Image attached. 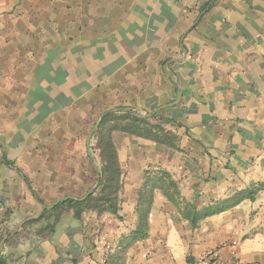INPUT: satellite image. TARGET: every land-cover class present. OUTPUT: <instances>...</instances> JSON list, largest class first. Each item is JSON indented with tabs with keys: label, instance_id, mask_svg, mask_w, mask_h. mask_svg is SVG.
Segmentation results:
<instances>
[{
	"label": "crops",
	"instance_id": "obj_1",
	"mask_svg": "<svg viewBox=\"0 0 264 264\" xmlns=\"http://www.w3.org/2000/svg\"><path fill=\"white\" fill-rule=\"evenodd\" d=\"M58 8L64 16L71 13L63 31L71 38L64 45L56 43ZM182 43L187 50L183 61L165 68L183 54ZM73 61L85 69L94 62V75L101 77L98 89L122 75L172 71L196 108L175 125L178 135H184L181 124L190 135H230L235 147L240 141L237 152L245 162H233L235 155L224 164L186 165L183 159L174 167L156 160L178 178V203L156 190L144 235L138 238L133 234L139 225L136 205L144 166H137L131 170L134 194L118 214L89 211L76 219L72 213L51 237L5 247L10 250L7 263H184L214 248H222L227 257V245L236 240L241 264H264V187L253 199L236 201L195 225L186 213L192 206L198 211L225 203L264 180V0H0V135L5 151L13 149V135L24 134L25 110L38 108L44 99L55 100L63 91L58 86L71 84ZM84 74L79 85L87 93L88 72ZM69 86L68 107L73 99ZM227 151L237 153L235 148L209 149L205 155ZM4 165L0 173L10 168ZM182 172L190 182L180 179ZM208 174L212 178L205 181ZM2 176L4 218L8 204L18 208L14 191L19 185H9ZM20 188L25 197V184Z\"/></svg>",
	"mask_w": 264,
	"mask_h": 264
},
{
	"label": "rangeland",
	"instance_id": "obj_2",
	"mask_svg": "<svg viewBox=\"0 0 264 264\" xmlns=\"http://www.w3.org/2000/svg\"><path fill=\"white\" fill-rule=\"evenodd\" d=\"M77 9V14H80L79 6ZM63 11L62 9L59 11L58 8L56 43L59 45L66 44L71 38L67 36L66 32L63 33L65 23L71 17V13L64 16ZM92 63L94 65V62H91L90 68L85 69L84 66L80 68L79 61H73L71 64L72 74L69 77L71 84L64 85L65 88L64 86H58L57 90H60L61 87L63 91H56L61 93V95L52 101L44 99L38 108L25 110V123L22 126L24 134L13 135L11 146L13 149L11 151L3 149L4 142L1 138L4 139V137L0 135V164L4 163L10 166L9 169L0 174L3 175L2 177L9 185L11 181L13 182L11 185L16 184V182L19 185L17 189L14 188L16 201L18 200L19 202L18 208L8 204V208L3 213L4 218L0 215V243L8 231L12 230L27 217L35 216L43 206L50 205L68 195L78 197L96 185L97 180L95 181L93 176V168L95 166L88 156L86 140L102 113L111 108L125 106L133 111L139 109L142 113L138 114L146 116L148 113H153L158 107L171 103L177 98V88L171 80L172 71L164 76L160 75L162 73H160L159 69H154L153 75L150 76L122 75L121 77H114L111 81L109 80V84L98 89L100 84H96L100 82L101 77L94 75ZM174 67H177V65L175 64ZM87 72L89 91L85 93L84 89L86 86L79 85V80L82 74L84 80V73ZM60 79L63 82L64 76L60 77ZM141 81L151 82V86L145 85L148 88L144 90L145 87L142 86ZM177 81L183 94L181 102L176 106L154 113L161 114V117L169 121L165 125L166 128L177 136L174 147H168L156 142L152 143L153 141L127 133L113 132V140L123 171V187L120 194L121 207L126 199H129L134 194L135 189L131 185L135 178L132 176L131 170L137 166H144L142 184L148 176V172H150L151 176H155L157 170H164L170 174L178 185V178L167 168L161 167V161L156 160H162V163H168L174 165V167L183 159L186 165L188 162H196V164L218 162L219 164H224L227 159L230 160V157L235 155L233 162L235 160H237L238 164L245 162L244 156L237 152L239 151L238 145L240 141L234 143L236 144L235 147L232 144L233 138L230 135H208L205 133L190 135L189 129L183 124L180 127L184 128V135H178L175 125L182 123L187 116L194 115L196 108L194 107L193 99L187 97L183 92L178 78ZM69 85H71L73 90L72 105L70 107H68L71 94L68 90ZM203 117H206L207 120L210 115L207 114ZM95 144L96 142L92 136V153L99 164L98 151L94 149ZM232 148H235L236 154L230 155L232 152L227 151L219 156L205 155L209 149L225 150ZM190 153H193L191 156L193 160H190V156H188ZM156 163L160 165L157 166ZM206 176L204 178L205 181H210L211 175L208 174ZM23 177L27 178L28 182ZM180 179L191 181L189 175L184 172L180 174ZM22 183L25 184V197L22 196L20 188ZM72 213H74V209L63 207L57 226L68 222ZM40 226L41 224H38L23 230L22 234L11 239L7 246L5 242L1 252L5 251V247H11L19 242L33 238L39 239L40 237L36 233ZM4 231L7 232L5 233ZM9 251H5L4 256H7Z\"/></svg>",
	"mask_w": 264,
	"mask_h": 264
},
{
	"label": "trees",
	"instance_id": "obj_3",
	"mask_svg": "<svg viewBox=\"0 0 264 264\" xmlns=\"http://www.w3.org/2000/svg\"><path fill=\"white\" fill-rule=\"evenodd\" d=\"M207 5L208 3L203 9ZM119 108L127 109L109 112L93 135V140L96 142L94 149L98 151V162L101 168L100 184L96 189L83 200H67L52 209L46 210L40 218L27 221L17 232L6 240V246L15 236L21 235L23 230L38 224H41V226L36 235L40 239L51 237L56 231L63 207L74 209V217L76 219H80L84 212L89 211H94L99 214L106 212L112 214L119 213L121 209L120 194L123 187V171L113 140V132L127 133L142 139L164 144L168 147L175 146L177 136L174 132L166 128L165 125L169 121L161 117V114H153L151 117H146L134 112L129 107L122 106ZM155 174V176H151L150 172H148V176L138 191L136 212L139 216V225L133 234V237L136 238L144 235L147 216L150 212L156 190H162L170 201L178 203L179 188L176 181L172 179L167 171L157 170ZM93 176L96 181L97 171L95 168H93ZM23 178L28 182L27 178ZM263 187L264 180L248 191L238 192L225 203L210 204L198 211L194 206L187 207L186 213L190 217L192 224L195 225L200 220L233 206L236 201L246 198L253 199L255 194ZM85 194L78 197H83ZM38 200L40 199L38 198ZM4 232L6 233L7 231ZM0 264H8L3 252L0 253Z\"/></svg>",
	"mask_w": 264,
	"mask_h": 264
},
{
	"label": "water",
	"instance_id": "obj_4",
	"mask_svg": "<svg viewBox=\"0 0 264 264\" xmlns=\"http://www.w3.org/2000/svg\"><path fill=\"white\" fill-rule=\"evenodd\" d=\"M181 48H182L183 54L180 57L170 59L166 63L165 68H167V66L170 65L173 62H181V61H183V59H184V57H185V55L187 53V50H186V48H185V46H184L183 43L181 44ZM171 80H172L173 84L177 88V98L173 102H171V103H168V104H165V105H162V106L158 107L157 109L154 110L153 113H148V114H146V116L150 117V116H152V114H154V113H156V112H158L160 110H163V109H166V108H169V107L176 106V105H178L181 102L182 97H183L182 89H181V87H180V85H179V83L177 81V78H176V76H175V74L173 72H171ZM123 109L126 110L127 108H119V107H116V108L108 109L107 111H105L104 113H102V115L97 120L96 124L94 125L93 129L91 130V132L89 133V135L87 137L86 146H87L88 156H89L91 162L93 163V165L95 166L96 171H97V181H96V185L92 189H90L87 192V194L85 196H83V197H75V196L68 195V196H66L64 198H61V199L56 200L55 202H53L50 205L43 206L42 209L35 216L27 217L26 219H24L16 227H14L12 230L8 231V233L4 236L3 240L0 243V253L2 251V248H3L6 240L12 234H14L15 232H17L27 221L40 218L42 216V214L46 210L52 209L55 206L59 205L60 203L66 202L67 200H70V199H73V200H83V199H85L100 184L101 168H100L99 164L97 163L96 158L94 157V155L92 153L91 139H92L93 133L99 127V125H100V123H101V121H102V119H103L104 116H106L109 112L121 111ZM134 112L142 113V111L139 110V109L134 110Z\"/></svg>",
	"mask_w": 264,
	"mask_h": 264
},
{
	"label": "built area",
	"instance_id": "obj_5",
	"mask_svg": "<svg viewBox=\"0 0 264 264\" xmlns=\"http://www.w3.org/2000/svg\"><path fill=\"white\" fill-rule=\"evenodd\" d=\"M230 252L229 256L224 257L222 254V248L209 249L202 253L200 256L195 258L193 261H188L184 263H177L176 261H171L167 264H241V259L238 256V242L236 240L231 241L229 245ZM104 264H107L105 261ZM252 264V263H247Z\"/></svg>",
	"mask_w": 264,
	"mask_h": 264
}]
</instances>
